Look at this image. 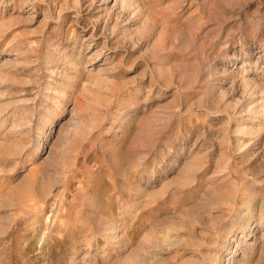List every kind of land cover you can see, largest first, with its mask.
<instances>
[{"label": "rangeland", "instance_id": "obj_1", "mask_svg": "<svg viewBox=\"0 0 264 264\" xmlns=\"http://www.w3.org/2000/svg\"><path fill=\"white\" fill-rule=\"evenodd\" d=\"M0 264H264V0H0Z\"/></svg>", "mask_w": 264, "mask_h": 264}]
</instances>
